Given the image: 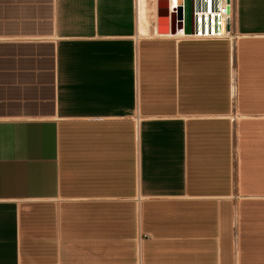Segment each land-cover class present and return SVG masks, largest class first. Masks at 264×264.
<instances>
[{
	"label": "crops",
	"instance_id": "1",
	"mask_svg": "<svg viewBox=\"0 0 264 264\" xmlns=\"http://www.w3.org/2000/svg\"><path fill=\"white\" fill-rule=\"evenodd\" d=\"M191 1L0 0V264H264V0Z\"/></svg>",
	"mask_w": 264,
	"mask_h": 264
},
{
	"label": "water",
	"instance_id": "2",
	"mask_svg": "<svg viewBox=\"0 0 264 264\" xmlns=\"http://www.w3.org/2000/svg\"><path fill=\"white\" fill-rule=\"evenodd\" d=\"M191 0H177V6L172 14L169 13V1L159 2V29L162 25L171 23L170 32L176 34L184 26L185 31H189L193 22ZM226 29L230 30V20H227Z\"/></svg>",
	"mask_w": 264,
	"mask_h": 264
},
{
	"label": "built area",
	"instance_id": "3",
	"mask_svg": "<svg viewBox=\"0 0 264 264\" xmlns=\"http://www.w3.org/2000/svg\"><path fill=\"white\" fill-rule=\"evenodd\" d=\"M207 2L212 4L214 9L196 11L195 16L216 18L224 28L223 33H219L218 36L234 39L235 33L232 31V23L234 19L235 0H208ZM227 20H230V30L226 29Z\"/></svg>",
	"mask_w": 264,
	"mask_h": 264
},
{
	"label": "rangeland",
	"instance_id": "4",
	"mask_svg": "<svg viewBox=\"0 0 264 264\" xmlns=\"http://www.w3.org/2000/svg\"><path fill=\"white\" fill-rule=\"evenodd\" d=\"M158 32L160 33V34H163V33H166L167 31L166 30H164L163 28H158Z\"/></svg>",
	"mask_w": 264,
	"mask_h": 264
}]
</instances>
